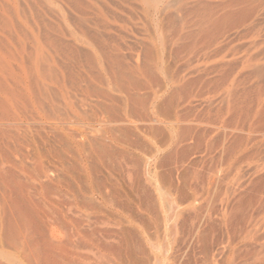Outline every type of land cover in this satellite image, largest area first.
Here are the masks:
<instances>
[{"label":"rangeland","instance_id":"obj_1","mask_svg":"<svg viewBox=\"0 0 264 264\" xmlns=\"http://www.w3.org/2000/svg\"><path fill=\"white\" fill-rule=\"evenodd\" d=\"M0 88V264H264V0H0Z\"/></svg>","mask_w":264,"mask_h":264},{"label":"bare ground","instance_id":"obj_2","mask_svg":"<svg viewBox=\"0 0 264 264\" xmlns=\"http://www.w3.org/2000/svg\"><path fill=\"white\" fill-rule=\"evenodd\" d=\"M174 30H175V29H174ZM179 33H180V32H179ZM181 34H182V33H181ZM51 36H52V35H51ZM181 37H182V36H181ZM183 37H184V36H183ZM189 38H190V37H189ZM45 39H46V38H45ZM185 39H186V38H185ZM190 43H191V42H190ZM174 44H175V43H174ZM176 44H177V43H176ZM180 44H181V43H180ZM179 47H180V46H179ZM179 47H178V48H179ZM181 49H182V48H181ZM4 70H5V69H4ZM167 75H168V74H167ZM169 76H170V75H169ZM186 76H187V75H186ZM200 76H201V75H200ZM183 77H184V76H182V78H183ZM185 79H186V78H185ZM202 79H203V78H202ZM177 80H178V79H177ZM180 80H181V79H180ZM184 81H185V80H184ZM186 81H187V80H186ZM191 81H192V80H191ZM215 81H216V80H215ZM208 82H209V81H208ZM176 83H177V82H176ZM176 83H175V84H176ZM181 83H182V82H181ZM186 83H187V82H186ZM189 83H190V82H189ZM189 83H188V84H189ZM191 83H192V82H191ZM191 83H190V84H191ZM193 83H195V82H193ZM193 83H192L191 85H193ZM197 83H198V82H197ZM179 84H180V83H179ZM183 84H184V83H183ZM207 84H208V83H207ZM215 84H216V83H215ZM46 85H47V84H46ZM177 85H178V84H177ZM180 85H181V84H180ZM208 85H209V84H208ZM210 85H211V84H210ZM186 86H187V85H186ZM186 86H185V87H186ZM188 86H189V85H188ZM195 86H196V85H195ZM205 86H206V85H205ZM185 87H184V88H185ZM206 87H208V86H206ZM179 88H180V87H179ZM181 88H182V87H181ZM0 89H1V88H0ZM9 89H10V88H9ZM186 89H187V88H186ZM172 91H173V90H172ZM174 91H175V90H174ZM209 91H210V90H209ZM209 91H207V92L209 93ZM177 92H178V91H177ZM179 92H180V91H179ZM179 92H178V93H179ZM184 92H185V91H184ZM201 92H202V91H201ZM210 92H211V91H210ZM9 93H10V92H9ZM178 93H177V94H178ZM185 93H186V92H185ZM225 93H226V92H225ZM60 94H61V93H60ZM172 94H173V93H172ZM198 94H199V93H198ZM198 94H197V95H198ZM209 94H210V93H209ZM44 95H45V94H44ZM49 95H50V94H49ZM49 95H48V96H49ZM204 95H205V94H204ZM187 96H188V95H187ZM36 97H37V96H36ZM63 97H64V96H63ZM128 97H129V96H128ZM168 97H169V96H168ZM177 97H178V96H177ZM183 97H184V96H183ZM211 97H212V95H211ZM211 97H210V98H211ZM52 98H53V97H52ZM164 98H165V97H164ZM43 99H44V98H43ZM115 99H116V98H115ZM169 99H170V98H169ZM171 99H172V98H171ZM183 99H184V98H183ZM216 99H217V98H216ZM221 99L223 100V99H225V98L222 97V98H220L219 100L222 101ZM27 100H28V99H27ZM40 100H41V99H40ZM172 100H173V99H172ZM172 100H171V101H172ZM208 100H209V99H208ZM208 100H207V101H208ZM210 100H211V99H210ZM212 100H213L214 103H215L214 97H213ZM212 100H211V102H212ZM226 100H228L227 97H226ZM5 101H6V100H5ZM64 101H65V100H64ZM67 101H68V100H67ZM228 101H229V100H228ZM27 102H28V101H27ZM45 102H46V101H45ZM50 102H51V101H50ZM169 102H170V101H169ZM172 102H174V101H172ZM172 102H171V103H172ZM176 102H177V101H175V103H176ZM224 102H225V101H224ZM21 103H22V102H21ZM37 103H38V102H37ZM178 103H179V101H178ZM212 103H213V102H212ZM212 103H211L210 105H212ZM214 103H213V104H214ZM17 104H18V103H17ZM38 104H39V103H38ZM44 104H45V103H44ZM44 104H43V105H44ZM50 104H51V103H50ZM168 104H169V103H168ZM176 104H177V103H176ZM219 104H220V103H219ZM48 105H49V104H48ZM178 105H179V104H178ZM214 105H215V104H214ZM217 105H218V104H217ZM217 105H216V106H217ZM0 106H1V105H0ZM9 106H10V105H9ZM40 106H41V105H40ZM167 106H168V105H167ZM169 106H170V105H169ZM195 106H196V105H195ZM212 106H213V105H212ZM219 106H220V105H219ZM222 106H223V105H222ZM227 106H228V105H227ZM57 107H58V106H57ZM153 107H154V106H153ZM187 107H188V106H187ZM50 108H51V107H50ZM135 108H136V107H135ZM172 108H173V107H172ZM212 108H213V107H212ZM219 108H220V107H219ZM10 109H11V108H10ZM51 109H52V108H51ZM60 109H61V108H60ZM145 109H146V108H145ZM182 109H183V108H182ZM202 109H203V108H202ZM209 109H210V108H209ZM213 109H216L215 106H214ZM222 109H223V108H222ZM178 110H179V109H178ZM155 111H156V110H155ZM188 111H189V110H188ZM212 112H213V111H212ZM5 114H6V113H5ZM185 114H186V113H185ZM173 116H174V115H173ZM111 117H112V116H111ZM219 117H220V116H219ZM208 120H209V119H208ZM109 121H110V120H109ZM109 121H108V122H109ZM137 121H138V120H137ZM190 121H191V120H190ZM219 122H220V121H219ZM127 123H128V122H127ZM149 123H150V122H149ZM159 123H160V122H159ZM130 124H131V123H130ZM130 124H129V125H130ZM198 125H199V124H198ZM196 126H197V125H196ZM188 127H189V126H188ZM189 128H190V127H189ZM211 128H212V127H211ZM120 129H121V128H120ZM148 130H149V129H148ZM168 130H169V129H168ZM188 130H189V129H188ZM188 130H187V131H188ZM190 130H192V129H190ZM211 130H212V129H211ZM112 131H114V130H112ZM144 132H145V131H144ZM185 132H186V131H185ZM205 132L207 133L208 131L205 130ZM112 133H113V132H112ZM118 133H119V132H118ZM171 133H172V132H171ZM195 133H196V132H195ZM202 133H203V132H202ZM113 134H114V133H113ZM133 134H134V133H133ZM180 134H181V133H180ZM196 134H197V133H196ZM182 135L184 136V134H182ZM191 135H192V134H191ZM193 135H194V134H193ZM199 135H200V134H199ZM204 135H206V134H204ZM204 135H203V136L200 135V136L205 137ZM112 136H113V135H112ZM179 137H180V136H179ZM198 138H200V137H198ZM198 138H196V139H198ZM183 140H184V139H181V137L178 138V140H177V142L175 143V145L177 144L176 147H177L178 149L181 148V147H179V146H182V147H183V148H182V149H183V152L185 153L186 150L190 148V145H187V143L183 145ZM185 140H186V138H185ZM202 140H203V139H202ZM202 140H201V141H202ZM216 140H217V139H216ZM197 142H198V141H197ZM202 142H203V141H202ZM247 144H248V143H247ZM156 145H157V144H156ZM174 147H175V146H174ZM178 149H177V150H178ZM182 149H181V150H182ZM175 150H176V149H175ZM175 150H174V151H175ZM189 150H191V148H190ZM191 151H192V150H191ZM106 152H107V151H106ZM176 152H177V151H176ZM176 152H175V153H176ZM179 152H180V151H179ZM183 152H182V153H183ZM102 153H103V152H102ZM187 153H188V151H187ZM187 153H186V154H187ZM172 154H173V153H172ZM179 155H181V154H179ZM182 155H183V154H182ZM182 155H181V156H182ZM162 156H163V155H162ZM186 156H187V155H186ZM149 158H150V157H149ZM176 158H177V157H176ZM185 159H186V158H185ZM182 160H183V159H182ZM172 163H173V162H172ZM172 163H171V164H172ZM161 164H162V163H161ZM120 166H121V165H120ZM68 167H69V166H68ZM170 168H171V167H170ZM187 169H188V168H187ZM158 175H159V174H158ZM64 177H65V176H64ZM173 178H174V177H173ZM175 180H176V179H175ZM178 181H179V180H178ZM163 182H164V181H163ZM175 183H176V182H175ZM215 183H216V182H215ZM257 183H258V182H257ZM166 185H167V184H166ZM159 188H160V187H159ZM154 189H155V188H154ZM178 193H179V192H178ZM72 194H73V193H72ZM74 194H75V193H74ZM100 194L104 195V196H105V201H107V202H109V203H111V202L114 200L113 197H112V196H113V193L111 194V192H109V193L107 192V196L110 195V197H112V198L109 199V200H108V197H106L105 193H102V192H101ZM174 195H175V194H174ZM104 196H103V198H104ZM228 196H229V195H228ZM161 197H162V196H161ZM173 197H174V196H173ZM164 200H165V199H164ZM73 202H74V201H73ZM71 206H72V205H71ZM76 207H77V206H76ZM108 207H109V206H108ZM124 208H125V207H124ZM193 209H194V208H193ZM147 210H148V209H147ZM107 211H108V210H107ZM119 214H120V213H119ZM106 215H107V218H108V219H110L109 217H113V218H114V219L111 218L110 221H113L114 224H115L116 226H119V227H118V231H119V230H121V231H125V230H126L125 228H126L127 226H125L126 224L124 225V223L126 222V219H124V216H123V215L120 214V216L116 217L117 215H114V213H113L111 210L108 211V212L106 213ZM128 217L130 218V220H128L127 222L131 223V222L133 221V219H131V218H132L131 216H128ZM133 217H134V216H133ZM136 217H137V216H136ZM103 218H104V217H103ZM134 218H135V217H134ZM64 220H65L66 222H68V225L71 226V229H73V233H74V234L79 235V236H80V235L82 236L83 233L85 234L84 229L81 228V224H80L81 222H79L78 219H73L71 216L64 215ZM100 221H101V219H100ZM102 221H103V220H102ZM95 223H96V222H95ZM104 224H105V223H104ZM107 224H108V223H107ZM89 225H92V224H89ZM102 225H103V224H102ZM65 226H66V225H65ZM104 227H105V226H104ZM104 227H103V229H104ZM107 229H108V228H107ZM105 230H106V228L104 229V232H105ZM108 230H111V229H108ZM108 230H106L107 233H108ZM113 230H114V229H113ZM65 231H66V230H65ZM93 231H96V230L93 229ZM129 231H130V230H129ZM109 232H110V231H109ZM111 232H113V231H111ZM111 232H110V233H111ZM119 232H120V231H119ZM93 233H94V232H93ZM86 234H87V233H86ZM132 234H133V233H132ZM137 235H138V234H137ZM63 237H64V236H63ZM94 237H95V236H94ZM58 239H59V238H58ZM136 241H137V240H136ZM68 243H69V242H68ZM140 245H141V244H140ZM176 252H177V251H176ZM183 252H184V251H183ZM187 252H188V251H187ZM203 253H204V252H203ZM171 254H172V253H171ZM197 254H198V253H197ZM181 256H182V255H181ZM168 260H169V259H168ZM213 261H214V260H213ZM170 264H173V262L170 263ZM175 264H189V263H187L186 261H179V260H177V262L175 261ZM192 264H193V263H192Z\"/></svg>","mask_w":264,"mask_h":264}]
</instances>
